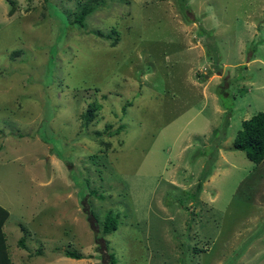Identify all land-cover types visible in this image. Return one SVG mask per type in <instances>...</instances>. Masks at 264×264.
Listing matches in <instances>:
<instances>
[{"label": "rangeland", "instance_id": "rangeland-1", "mask_svg": "<svg viewBox=\"0 0 264 264\" xmlns=\"http://www.w3.org/2000/svg\"><path fill=\"white\" fill-rule=\"evenodd\" d=\"M77 10L0 0L12 264H264V160L232 145L264 111V0Z\"/></svg>", "mask_w": 264, "mask_h": 264}, {"label": "trees", "instance_id": "trees-1", "mask_svg": "<svg viewBox=\"0 0 264 264\" xmlns=\"http://www.w3.org/2000/svg\"><path fill=\"white\" fill-rule=\"evenodd\" d=\"M104 4L105 0H77L78 10L74 15L73 23H76L81 28L85 27L86 17L93 11L103 7ZM98 34L101 35L100 32H98ZM117 41L118 38L115 37L112 43L114 44ZM92 116L93 112L88 109L84 118L88 122L89 119H92ZM98 134H100V132ZM232 145L233 148L244 151L246 157L256 164L264 160V111H258L242 121L241 128L238 130ZM200 186L201 183L198 184V190H200ZM91 215L99 222L93 212H91ZM8 216V210L0 205V264H12L6 242V235L3 231V226ZM101 225L102 232L104 233L115 230L117 226V217H114L112 214H107L104 220L101 221ZM18 245L25 247V243L22 239L19 240ZM65 253L66 256L72 258L83 257V255L76 250H68ZM114 262L115 261L112 260L111 264H114Z\"/></svg>", "mask_w": 264, "mask_h": 264}]
</instances>
